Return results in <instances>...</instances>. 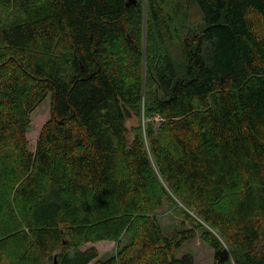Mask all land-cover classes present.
Listing matches in <instances>:
<instances>
[{
    "label": "trees",
    "instance_id": "1",
    "mask_svg": "<svg viewBox=\"0 0 264 264\" xmlns=\"http://www.w3.org/2000/svg\"><path fill=\"white\" fill-rule=\"evenodd\" d=\"M134 1L0 0V264H264V0Z\"/></svg>",
    "mask_w": 264,
    "mask_h": 264
},
{
    "label": "rangeland",
    "instance_id": "2",
    "mask_svg": "<svg viewBox=\"0 0 264 264\" xmlns=\"http://www.w3.org/2000/svg\"><path fill=\"white\" fill-rule=\"evenodd\" d=\"M190 20L192 25L196 24L199 22V16L192 12ZM192 25H190V28H192ZM40 105L41 106L38 107V109L31 116V125L27 134L31 152L34 151V147L37 141V135L42 124L49 117L48 110L50 106V95H48ZM132 123H134L133 120L128 123V126H131ZM181 207L182 206L180 204L174 206L170 202L164 200L163 204L155 211L165 236H170L174 230L180 228L181 222L184 221V217L180 212L182 209ZM128 241H130L129 235L123 234L120 238L119 243H97L96 245H94V247L98 251V259L106 260L109 257L115 255V253H117L121 249V247ZM86 247H89V245H86ZM184 254H191L194 264H213V250L210 246L200 240L199 234L195 239L184 242L181 247L176 249V251L174 252V257L179 258ZM3 264H8V262H6V260H3Z\"/></svg>",
    "mask_w": 264,
    "mask_h": 264
},
{
    "label": "water",
    "instance_id": "3",
    "mask_svg": "<svg viewBox=\"0 0 264 264\" xmlns=\"http://www.w3.org/2000/svg\"><path fill=\"white\" fill-rule=\"evenodd\" d=\"M134 3H135L134 0H128L127 6L130 5V4H134Z\"/></svg>",
    "mask_w": 264,
    "mask_h": 264
}]
</instances>
